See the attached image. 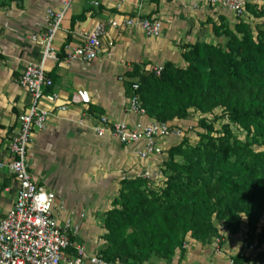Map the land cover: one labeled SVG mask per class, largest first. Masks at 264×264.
Returning <instances> with one entry per match:
<instances>
[{
	"label": "crops",
	"instance_id": "0c3cea01",
	"mask_svg": "<svg viewBox=\"0 0 264 264\" xmlns=\"http://www.w3.org/2000/svg\"><path fill=\"white\" fill-rule=\"evenodd\" d=\"M251 1L263 4L261 0ZM60 7L59 0H0V162L8 161L7 141L18 130V116L31 102L29 93L17 83L28 62L37 61L42 53L30 35L47 29V8ZM136 16L160 20L161 34L148 36L138 26L108 27L102 51L95 59L66 60L64 45L81 43L82 31L90 30L99 21L122 22ZM221 18L230 29L239 21L251 28L261 21L248 11L244 17H237L210 0H73L66 11L52 42L55 57L48 58L45 64L53 81L46 91L56 93L58 98L55 106L44 100L41 103L51 114L45 128L31 136L28 164L34 182L55 195L54 208L63 206L61 218L71 217L80 225L75 241L84 245L87 254L99 253L105 247L103 221L119 193L121 177L149 170L157 174L153 180L156 185L163 178L168 149L183 137L190 142L197 140L202 131L198 126L200 113L191 110L185 119L176 122L180 135L158 138L161 154L142 158L139 152L144 140L120 143L108 135H95L92 128L101 116L129 125L153 121L147 115L127 110V87L138 78L134 72L147 73L167 61L185 67L182 54L187 45L224 44L226 38L216 36L212 28ZM58 106L66 110H57ZM16 193L15 178L7 169H0V218L12 207ZM246 232L247 225L242 223L239 232L227 233L220 254L215 251L213 239L201 243L188 234L170 258L151 256L144 264H224L239 252L249 255ZM260 250L257 248V254ZM68 253L73 252L70 249ZM245 264L264 263L255 256Z\"/></svg>",
	"mask_w": 264,
	"mask_h": 264
},
{
	"label": "trees",
	"instance_id": "16d2710c",
	"mask_svg": "<svg viewBox=\"0 0 264 264\" xmlns=\"http://www.w3.org/2000/svg\"><path fill=\"white\" fill-rule=\"evenodd\" d=\"M261 1L246 0L245 8L263 19ZM260 24L254 33L248 23L230 29L221 18L212 28L226 38L224 44L187 45L185 67L167 61L159 75L134 72L149 118L176 128L194 110L202 131L197 140L183 137L168 149L156 185L140 177L121 180L103 221L106 244L99 253L108 262L167 259L188 234L207 243L220 225L234 234L246 223L245 245L260 248L256 258L264 263V21ZM222 117L227 122L214 132ZM232 123L246 132V140L235 138ZM233 259L245 264L248 255L239 252Z\"/></svg>",
	"mask_w": 264,
	"mask_h": 264
},
{
	"label": "built area",
	"instance_id": "2783aa9c",
	"mask_svg": "<svg viewBox=\"0 0 264 264\" xmlns=\"http://www.w3.org/2000/svg\"><path fill=\"white\" fill-rule=\"evenodd\" d=\"M59 9L47 8L45 19L47 29L41 34L33 33L30 39L41 47L42 53L37 61L28 62L17 83L30 95L31 102L25 112L18 116L19 127L7 141L10 157L6 162H0V169H7L17 182V193L12 207L0 218V264H118L111 263L103 258L101 253L87 254L84 245L76 242L80 234V225L74 223L71 217L61 218L63 206L54 208L55 195L52 191L37 185L30 172L28 151L31 136L36 131L45 128L51 111L42 107V101L55 106L58 95L47 92L53 84L45 70L46 60L54 58L55 52L52 42L62 19L73 0H59ZM210 3L219 5L232 11L237 17H244L247 13L246 0H210ZM97 5V3H94ZM138 26L148 36L157 37L161 34L162 23L155 18L142 16L127 17L122 22L116 20L104 23L97 22L90 30L82 31L83 41L77 45H64L68 62H90L102 51V39L108 27ZM163 65L154 66L151 71L159 75ZM139 84L130 83L127 110L139 116H146L138 94ZM57 110H66L65 106H58ZM82 123V121H79ZM97 136H111L120 143H129L144 140V148L139 152L145 158L152 154H161L162 148L158 138L169 134H181V129L170 128L166 123L151 121L137 122L129 125L126 121H110L101 116L97 126L92 128ZM140 177L153 181L156 173L149 170L130 177L124 174L121 179ZM225 226L220 225L218 234L213 237L215 251L223 252V238L227 235ZM72 250V255L68 251ZM248 258L257 254L254 244L247 246ZM224 264H235L233 257H229Z\"/></svg>",
	"mask_w": 264,
	"mask_h": 264
},
{
	"label": "rangeland",
	"instance_id": "374dc122",
	"mask_svg": "<svg viewBox=\"0 0 264 264\" xmlns=\"http://www.w3.org/2000/svg\"><path fill=\"white\" fill-rule=\"evenodd\" d=\"M262 21H264V19H261V21L257 22V25H255L256 28ZM259 26H261V24ZM259 26L257 29L261 28ZM253 32L256 33V29L253 28ZM223 122H227V119L222 117V118H219V120L214 123V132L221 131V127H222ZM231 128H232V131H233L235 138L238 141H244L247 139L246 132L243 131V129L239 128L236 124L232 123ZM261 149H262V147H261Z\"/></svg>",
	"mask_w": 264,
	"mask_h": 264
}]
</instances>
